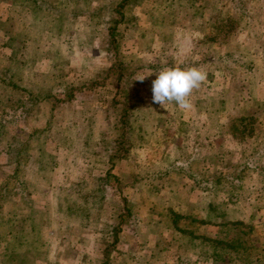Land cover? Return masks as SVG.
Returning <instances> with one entry per match:
<instances>
[{
	"label": "rangeland",
	"instance_id": "obj_1",
	"mask_svg": "<svg viewBox=\"0 0 264 264\" xmlns=\"http://www.w3.org/2000/svg\"><path fill=\"white\" fill-rule=\"evenodd\" d=\"M119 1L0 0V264L21 251L24 264H210L199 236L223 240L233 229L249 231L253 251L264 247V175L251 169L228 181L253 147L264 148L255 136L260 127L264 134V0H129L112 48L107 29ZM225 22L230 30L219 32ZM229 47L250 48L256 65L249 73L224 66ZM116 59L125 67L119 88L117 69L102 77ZM196 61L213 77L193 91L190 110L152 102L157 71ZM242 85L248 105L232 113L219 95L234 99ZM126 110L122 138L117 118ZM230 114L262 122L241 141L239 122L230 132ZM195 143L207 159L186 161ZM13 144L32 155L15 175L6 164ZM222 165L229 178L217 191L202 190L185 172L204 180ZM172 210L182 215L179 228Z\"/></svg>",
	"mask_w": 264,
	"mask_h": 264
},
{
	"label": "trees",
	"instance_id": "obj_2",
	"mask_svg": "<svg viewBox=\"0 0 264 264\" xmlns=\"http://www.w3.org/2000/svg\"><path fill=\"white\" fill-rule=\"evenodd\" d=\"M132 1V0H131ZM129 3V0H120L119 3H117L116 6L111 7L112 11L115 13L116 15V19L112 20V26H110L107 30H108V34H109V40L111 43V47L115 48L116 47V40H115V32L117 30V25L119 23H121L122 21H128V19H126V10L123 9L124 7H126V4ZM62 14H57L56 17V21H59V19L61 18ZM220 21V20H219ZM228 22H225L224 25L219 24L216 28L219 29V32H227L230 30V28L227 25ZM222 26V28H220ZM131 27H133V24H131ZM249 37H247L246 39V43L249 42L248 39ZM231 47L228 48V51L224 52L223 55L220 56V60L222 61V63H224V66L227 67H233L238 69V71H242V72H246L249 73V71L256 65V61L255 58L252 56L251 50L250 48L245 49V50H241V49H237V50H231ZM111 51V49H110ZM115 55L116 52L114 51ZM115 55L113 54V57H115ZM263 55V59H262V63L260 64V72H264V52L262 53ZM261 55V56H262ZM231 57V59H229ZM118 59H116L109 67L108 70L106 71V76H102L104 77V79L106 78H111L112 76V71L117 69V73H116V80H117V87L119 88L121 86L122 83V79L124 77V65L122 64V62H117ZM203 60V59H202ZM206 59H204L203 61H205ZM260 61V60H259ZM199 61H196L195 64L192 63L190 66H196V64ZM202 62V61H201ZM262 76L263 74L260 73ZM123 76V77H122ZM210 76V77H209ZM233 76V75H232ZM213 77L212 74L208 75L207 74V79ZM263 80L264 81V76L262 78H260V81ZM125 82V81H124ZM234 85V84H233ZM242 89V91L240 92V94L234 99H231L229 97H225V96H221L219 95L220 99L223 102H229L233 104L232 109L230 110L232 113L234 111L235 108H238L239 104L244 103L246 105H248V101L246 99H244V92H245V85L242 87H240ZM119 93L122 94V90L118 89ZM233 89L231 87L228 88V93L232 94ZM30 96L33 97V93L28 92ZM243 97H240V96ZM131 96L136 97L135 93H132ZM48 95H46L44 98H47ZM72 96H70V94H66V98H71ZM35 98V97H34ZM39 98V97H37ZM115 99V97H114ZM36 100V99H35ZM40 100V99H39ZM138 101H140V99H137ZM200 101V100H197ZM247 101V102H246ZM58 102V100H56V103ZM34 103V100L31 99L29 103L20 101L18 106H23L24 108L29 106V104ZM53 106H55V104ZM125 102H117L116 104H121L124 105ZM258 103V102H256ZM259 104V103H258ZM131 108V105H130ZM122 112V111H121ZM230 112V113H231ZM231 113V114H232ZM230 114V120L232 121V125H230V132L232 134H235L236 130L238 131V127L242 128V130L240 131L242 134V137H240L241 141H245L247 140V138H250L253 134V126H255V124H258V122H262V120L260 119L259 116L255 115V114H250L249 119L248 117L242 116L239 118L236 117H232V115ZM129 116V112L128 110L123 111L122 114L117 118V123H119L120 128H121V137L122 138H126L125 134H127L128 130L130 128V124L128 123V121L126 122V117ZM236 122H239L236 124ZM238 125V127L235 126ZM118 125V124H117ZM253 125V126H252ZM262 128H257L255 131L257 132V135H255L256 137H260L263 136V140H264V134H263V130H261ZM262 131V134H258L259 131ZM260 131V133H261ZM127 143V142H126ZM126 143H124V141H118V145L123 147L124 150H126L127 148L125 147ZM258 146V144H257ZM257 146L253 147V149L255 150L252 157H248L247 160H245L243 163H241L239 165V167H237V174L235 175V177L231 180L228 179V181H239L241 180L246 174H248V171L251 169H259L260 172H262V174L264 175V165H260V163L258 164V161L260 158L264 157V148H256ZM194 148L196 150H193V152L190 151V153H188L185 157L187 159H185L186 161H189L190 159L196 157L200 159H207V157H205V155H199V153L197 152L200 151V147L199 144L195 143ZM9 154H8V158H7V163L6 164H11L14 165V175L15 173L17 174L18 171H20V168L22 166V162H23V158L25 157V159H30L32 155H28V153H24L23 149H22V145H17V144H13L11 145V148H9ZM23 156V157H22ZM257 162V163H256ZM220 163L222 164V160H220ZM190 164V162H186V165L188 166ZM227 165V163L225 164V166ZM223 166V165H222ZM215 167H219L218 165ZM224 167V166H223ZM226 169V167H224ZM221 169L220 171H218V174L216 172H214L215 174H212V178H208V179H198L197 175L194 171H192L191 169L186 170V174L187 176H189L196 184H199V188H201L202 190H210V191H217V187L219 186V182L221 181V179H225L227 180V177L229 176V173L227 171V169ZM225 170V171H224ZM13 175V176H14ZM217 175V176H215ZM224 176V177H223ZM229 178V177H228ZM22 186H24L25 184H28L27 180H23L20 179L19 181ZM232 195V193H230L228 191V196L230 197ZM235 196V195H234ZM168 216L171 218V221L173 222V224L175 225V228H179L178 227V218L182 217V215H180V213L173 211H170V213L168 214ZM215 219V217H214ZM212 220V219H204L201 221L202 224H211V225H228L231 226L232 228H236L237 226H244L245 223H243L242 221H238V220H230L227 222H217V220ZM262 229L264 230V221H262L261 223ZM255 227V226H252ZM181 232H187L190 234H193V230L190 231L189 229H178ZM250 230H252V228L250 227ZM249 232V231H248ZM248 232H244L241 231L240 233L235 232V230L233 229L231 235L227 238V239H223L221 240L220 238H218L215 235H208V236H199L201 238V241L198 243L200 246H203L202 252L205 256V258L207 259V261L210 264H264V247H260L257 248L255 251H253L250 247V245L248 244V239L245 237ZM24 235V234H23ZM21 235L24 239H25V235L23 236ZM116 235V234H115ZM198 237V236H196ZM198 237V238H199ZM39 239V238H38ZM114 243L116 242V236H114L113 239ZM191 242V241H190ZM199 246V247H200ZM12 247V246H11ZM26 251H21V253H19L18 255H14L11 258H8L6 261H3L2 264H14L12 262L18 263V264H24L23 258L24 256H26Z\"/></svg>",
	"mask_w": 264,
	"mask_h": 264
},
{
	"label": "clouds",
	"instance_id": "obj_3",
	"mask_svg": "<svg viewBox=\"0 0 264 264\" xmlns=\"http://www.w3.org/2000/svg\"><path fill=\"white\" fill-rule=\"evenodd\" d=\"M145 78L141 74L136 80L143 82ZM206 79L207 72L201 67H182L179 64L162 67L152 81V102L163 109H168L170 104L175 103L180 110H190L193 91L199 89Z\"/></svg>",
	"mask_w": 264,
	"mask_h": 264
},
{
	"label": "crops",
	"instance_id": "obj_4",
	"mask_svg": "<svg viewBox=\"0 0 264 264\" xmlns=\"http://www.w3.org/2000/svg\"><path fill=\"white\" fill-rule=\"evenodd\" d=\"M256 82H257V81H256ZM255 86H256V84H255ZM256 88H258V85H257ZM254 96H257L256 92H255ZM252 100H253V99H252ZM221 103H222V102H221ZM195 111H196V110H195ZM200 113L203 114L201 111H200ZM217 124H219V123H217V120H216L215 126H217ZM202 264H206V263H202Z\"/></svg>",
	"mask_w": 264,
	"mask_h": 264
}]
</instances>
